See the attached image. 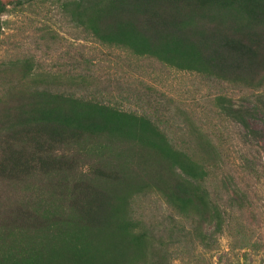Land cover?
<instances>
[{"label": "trees", "instance_id": "obj_1", "mask_svg": "<svg viewBox=\"0 0 264 264\" xmlns=\"http://www.w3.org/2000/svg\"><path fill=\"white\" fill-rule=\"evenodd\" d=\"M32 1L0 0V17ZM71 14L103 44L264 88V0H81ZM33 75L31 64L0 71V264H176L191 252L206 264L195 251L209 247L207 226L223 232L243 208L211 190L213 141L189 121L186 150L147 114ZM143 195L166 203L172 228L138 217Z\"/></svg>", "mask_w": 264, "mask_h": 264}, {"label": "rangeland", "instance_id": "obj_2", "mask_svg": "<svg viewBox=\"0 0 264 264\" xmlns=\"http://www.w3.org/2000/svg\"><path fill=\"white\" fill-rule=\"evenodd\" d=\"M80 2L10 5L0 17V71L31 64L32 79L53 84L54 90L151 116L186 150L190 121L220 154L212 192L243 203L223 232L217 233L213 222L207 226L209 247L195 251L196 256L206 264H264V88L255 91L178 71L154 58L103 44L72 16ZM2 90L0 85V96ZM218 97L231 100V109L219 104ZM137 208L139 218L172 228L171 210L159 196H141ZM163 235L168 241L170 234ZM242 238L248 246L242 247ZM191 254L176 264H193Z\"/></svg>", "mask_w": 264, "mask_h": 264}]
</instances>
